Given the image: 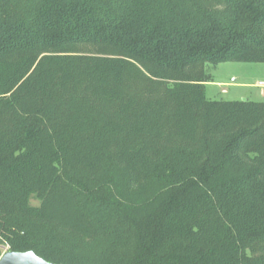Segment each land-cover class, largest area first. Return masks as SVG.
Segmentation results:
<instances>
[{
  "label": "trees",
  "instance_id": "obj_1",
  "mask_svg": "<svg viewBox=\"0 0 264 264\" xmlns=\"http://www.w3.org/2000/svg\"><path fill=\"white\" fill-rule=\"evenodd\" d=\"M264 0H0V258L264 264ZM36 200L38 205H32Z\"/></svg>",
  "mask_w": 264,
  "mask_h": 264
},
{
  "label": "rangeland",
  "instance_id": "obj_2",
  "mask_svg": "<svg viewBox=\"0 0 264 264\" xmlns=\"http://www.w3.org/2000/svg\"><path fill=\"white\" fill-rule=\"evenodd\" d=\"M211 76L207 83V98L224 102H264V64L223 63L207 65ZM32 205H38L36 200Z\"/></svg>",
  "mask_w": 264,
  "mask_h": 264
},
{
  "label": "water",
  "instance_id": "obj_3",
  "mask_svg": "<svg viewBox=\"0 0 264 264\" xmlns=\"http://www.w3.org/2000/svg\"><path fill=\"white\" fill-rule=\"evenodd\" d=\"M0 264H55L38 256L35 252L25 253L5 251L0 258Z\"/></svg>",
  "mask_w": 264,
  "mask_h": 264
},
{
  "label": "crops",
  "instance_id": "obj_4",
  "mask_svg": "<svg viewBox=\"0 0 264 264\" xmlns=\"http://www.w3.org/2000/svg\"><path fill=\"white\" fill-rule=\"evenodd\" d=\"M205 86L207 87V83H206V85H205ZM206 91H207V88H206ZM261 93H262V95L264 96V91H262Z\"/></svg>",
  "mask_w": 264,
  "mask_h": 264
},
{
  "label": "built area",
  "instance_id": "obj_5",
  "mask_svg": "<svg viewBox=\"0 0 264 264\" xmlns=\"http://www.w3.org/2000/svg\"><path fill=\"white\" fill-rule=\"evenodd\" d=\"M264 87V86H263Z\"/></svg>",
  "mask_w": 264,
  "mask_h": 264
}]
</instances>
